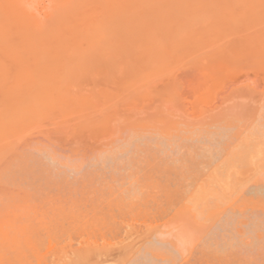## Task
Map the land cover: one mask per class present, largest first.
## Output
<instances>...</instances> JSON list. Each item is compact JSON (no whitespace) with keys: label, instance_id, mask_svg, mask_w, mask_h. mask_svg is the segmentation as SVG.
<instances>
[{"label":"rangeland","instance_id":"1","mask_svg":"<svg viewBox=\"0 0 264 264\" xmlns=\"http://www.w3.org/2000/svg\"><path fill=\"white\" fill-rule=\"evenodd\" d=\"M17 1L3 0L0 3L2 8L3 5L9 4L8 7H5L6 9H3L4 11L11 7L12 11L8 10L6 12H9L8 15L13 11L14 16L22 12L26 14L25 16L23 14V16L24 20L27 21L18 20V15H16L17 19L14 17L11 19L8 16L10 18L8 24L7 20L9 18L6 17L5 11V15L4 13L3 15L0 14L1 23H3V26L0 25L2 26L1 32H3L5 25L12 26L15 24L16 27H10V30H7L10 33L4 31L1 35L4 36L5 33L6 40L4 38L3 42H0V49L2 50L0 52L1 54L4 53L2 54L3 57L5 56L3 58L0 55V69L8 71L6 74L5 71L0 70L3 73L5 72L4 74L0 73V85L4 86L3 84H5L4 87L0 86L2 91H0V220L5 221L4 227L10 225L11 229L16 228L26 216H33L32 212L37 210L40 201L45 196L39 191V188L40 190L44 189V192L49 184L60 183V180L62 182L66 178L70 180L68 176L76 178L75 176L79 172H81L79 175L82 176L83 173L93 171L92 168L97 170L107 166L108 164H104L106 162L103 159L104 155L106 156L113 149L117 151L118 145L121 150V146L134 142L140 135L143 137L147 135L144 133H148L150 137H154V139L156 137L159 140L147 142L146 146L141 145L139 149L143 147V150L145 148L148 151L150 150L149 147L152 146L153 149L151 148L150 151L153 152L157 142L166 141L163 140L164 138L160 140L158 137L166 136V138L176 139L177 137L190 135L188 131H191L193 136L194 134L204 136L205 132L207 136L210 133L213 135V132L219 133V135L225 133L232 136L245 129H249L251 132L264 121V0ZM31 13L38 14L35 18L36 23L33 21L34 19L30 18ZM18 17L19 19L23 18ZM27 18L30 19L27 20ZM26 24L31 25V29L28 27V30L25 26L29 32L25 34H30L29 36L32 37L30 38L35 46L29 41L32 45L30 46L27 41L28 46L25 44L26 41L22 39L23 50L27 52L20 49V34L18 35L23 30L22 35L24 34L26 28H23V26ZM11 28L17 31L20 29V32L13 30V34ZM23 36L21 38L25 37ZM7 38L8 44L5 42L3 45ZM10 38L16 40L11 41ZM24 44L28 48L24 47ZM5 45H7L6 47L12 46L13 49L9 48L11 50L7 52L8 49ZM4 47L7 49L6 52L3 51L5 50ZM29 47H37L35 49L37 55L32 54L31 50L29 52ZM20 50L26 53L28 59L23 58L24 56L21 55ZM15 51L22 56L17 57L20 58L18 60L22 62L24 59L23 63L27 61L25 65H29V68H27L28 66H22L21 63H18V65L12 63L13 66L16 65L12 67L13 58L11 55H9V62L5 59L7 53L12 52L13 55ZM23 52L22 54H24ZM44 52H46V55ZM27 53H31L32 56H27ZM43 55L48 56L50 61H53L54 67H52L48 57L43 59ZM16 60L14 61L18 62ZM34 60H36L35 63L41 64L38 67V69L41 67V72L45 64L46 67H49L45 73V83L42 81L38 87L42 88V85L43 87H50L53 92L50 91V94L52 93L51 96L54 94L52 97L55 100L52 98V101L49 98L44 101L40 99L41 95L43 97L44 94L37 92V94L39 93L38 100H41L42 103L44 101L43 104L40 103L37 100L36 90L33 92L37 85L34 86L33 84L34 88H32L30 84L31 86H26V90L30 87L28 90L34 93L36 97L33 98L34 95H32L31 98V92L29 97L32 103L38 101V104L35 103V107L29 108L32 106V104L27 105L30 99L28 97L29 93L26 95L24 93L26 90H24L23 93L26 95L24 97L25 95L23 96L21 89L18 87L21 94H15L17 89L14 90L15 84L13 83H16V81L12 76V72L13 70L19 72L18 69L28 72L27 70L31 71V66L34 71V68L38 66L35 65ZM2 61H4V65H1ZM43 62H45L44 65H42ZM23 67L25 68L21 70ZM50 69L53 75L47 76L51 73ZM9 74L11 75L9 76ZM54 76L55 78H52ZM19 80L21 81V79L18 78V85L20 84L23 88L24 83ZM46 81L50 82L51 85L48 82L46 85ZM42 90L44 92L46 89L42 88ZM5 92H7V95ZM8 93L10 94L8 95ZM10 95L13 96L12 100L9 98ZM17 95L19 97L23 96L24 100H27L28 103L26 102L25 108L20 103V101H25H18L15 98ZM45 96L47 95L45 94ZM13 98L16 101L17 109L20 106V110L24 108L25 112L22 114L24 117L19 115L21 118H25L24 121L18 115L16 116V113H13L14 111L18 112L13 107L15 104ZM5 100L8 101V103L6 102L8 105ZM48 100L51 101V104L47 102ZM12 103L14 104L12 105ZM49 104L51 105L50 108L47 106ZM10 107L14 109L12 113H9L12 110L8 109ZM30 109H34V116L31 115ZM35 117L37 120L34 119ZM18 120L21 122L19 121V123ZM13 124L17 125L18 129ZM208 132L210 133L208 134ZM134 133L139 135L136 136ZM243 133L245 132L242 131V135H244ZM131 139L133 140L130 141ZM133 145H137V142ZM35 149L40 150L36 152ZM46 150L49 153H46ZM150 151L148 152L151 154ZM181 151H184V149ZM40 152L48 155V158L49 156L52 157L56 166L51 164L50 167L47 156H42L43 154H40ZM148 152L142 154L141 149L139 151L140 155L136 153L138 156H135V159L132 156L133 162H136L137 168L140 167L141 170L136 169V163L133 169L139 171L140 175L148 169L155 170L158 165L160 166V163L158 164L159 158H156L155 155L156 159L154 160V157L151 156L156 152V149L151 155ZM100 157L104 160L103 162H101ZM137 157L141 158L144 163ZM124 161L126 160L124 159ZM63 167L65 168L63 169ZM143 169L144 171H142ZM49 171L52 174L51 176ZM153 172L150 174L156 175L158 171ZM261 173L263 174L259 177ZM247 174H249V171ZM157 175H159V177L156 176L157 179L152 177V182L155 183L158 180L160 181L158 185H163L164 193L162 194L167 198L164 197V199L160 193L159 199H157L161 201L162 206L167 202L164 205L167 208L163 206L167 209V213L170 214L171 210L174 207L176 208L174 205L182 204L179 206L185 207L186 209H183L185 211L190 205L189 209L191 207L192 209L185 212L188 213L189 216H187H195L194 218H198V221L203 223L206 218L208 220L210 214L215 212V206L218 205L216 199H219V197L215 196V199L214 196H203L208 202V205H206L207 202L205 201V203L204 199L198 198L202 197L201 194H199L200 196L190 194L191 190L195 189L196 184L188 185L193 179L187 177L188 175H185L187 177V179H184L185 181L183 180L184 177L180 182L177 181L180 184H176L177 179L174 182L171 175L172 178L170 177V179L174 182V188L170 185L173 184L172 181H169L170 184L168 185L174 190L175 187L181 189V187L186 186L187 191H185L186 189L179 191V189L178 192L180 193L177 192L178 199L172 200L171 198L172 204L169 203L170 198L168 199V197L171 195L167 194V186L166 188L164 186L167 184H161L165 179L161 178L160 173ZM257 178L259 180L264 178L263 169L254 180L259 181ZM42 180L45 182L43 183ZM254 180L252 181L255 182ZM248 181L247 179L246 183ZM182 182L183 185H181ZM259 182L257 186L259 184V187H263L264 179ZM250 183L248 186L246 185L247 188L252 186ZM262 189L264 190V187ZM188 190H190V193L187 194ZM193 197H196L197 200H193ZM238 197L235 198L238 199ZM250 197L255 200V204L252 202L253 199L252 201L250 199L249 202ZM160 198H163L164 202ZM229 198L224 208L229 206L231 201L234 200L232 203L236 201L233 196ZM255 198L249 194L246 201L245 198L243 199L244 203L239 201L241 206L248 203L247 207L249 209L246 206V209L243 208L244 206H238L240 209L243 208V211L245 209V212L252 210L264 214V200L261 201L258 197ZM208 199H211L212 204ZM224 199L223 202L221 199L219 201L224 203L226 201ZM201 201L206 205V208ZM256 201L261 203H256ZM221 202L218 207L222 208H217L220 211L223 209ZM211 205H214L213 208H215H210ZM253 206H255L254 209H252ZM200 207H203L201 212ZM169 210L170 212H168ZM203 210H207L209 213L205 211L206 214H203ZM196 211L200 214H194ZM183 213L184 211H182L183 216H175L173 213L171 216L167 214L165 219L162 218L163 220L157 222L160 232L158 235L161 236L162 234L167 237L166 233L168 234L179 227L183 223V217L186 216ZM173 239L175 240L173 241L174 245L177 242L176 249L182 255H186L189 249L192 251L198 243L191 236H187L186 239L185 236H178V238ZM187 239L192 240V244ZM191 246H193L192 249ZM76 247L77 244H72V248ZM47 252L48 254L51 253L49 250ZM49 256L51 257V255Z\"/></svg>","mask_w":264,"mask_h":264},{"label":"bare ground","instance_id":"2","mask_svg":"<svg viewBox=\"0 0 264 264\" xmlns=\"http://www.w3.org/2000/svg\"><path fill=\"white\" fill-rule=\"evenodd\" d=\"M1 1L0 3H2ZM4 3L6 4V2ZM18 4L16 5V7L18 6ZM7 5L9 4L7 3L6 5H3L4 6L3 8L1 7L2 5L0 6L1 15H3L4 11L6 13L8 10H11V7H9L10 9L7 8V10L3 11V9H6L5 7H8ZM8 13H6L7 15L6 17L10 16L11 19L14 17L15 19L18 18V20L27 22L26 20H24V16L26 14L22 12L20 13L22 15L16 14L20 16V18L23 17L21 19H19L18 16L16 18V15L14 16L15 14L14 11L12 12L13 14L10 12V15H8ZM31 14L32 15H30V18L32 20L34 19L33 21L35 22L36 21L35 18H37L38 14L37 15L36 14L34 15V13H31ZM11 15L13 16L11 17ZM32 16H35V17H32ZM10 18L7 20L8 24L10 22L9 21ZM29 19L27 18V20ZM0 25L3 26V23H1V19H0ZM2 26H0V35L1 34L3 35L4 31L10 30V27L12 26L15 27V24L12 26L5 25L6 29L4 28L3 32H1ZM25 26L28 28L31 25L28 26L26 24L23 26V28H26ZM27 28L23 34L25 37L22 35V32L24 31L23 29L21 33H18V35L20 34L19 35L20 38L22 36L25 38V39L19 38V44H20L21 50L24 49L22 47V43H23L22 39L23 41L24 40L26 41L25 44L28 45V42L31 41L32 45L34 46V43L31 39L32 37L29 36L30 34H25L26 32L29 33L28 32L29 28L28 30ZM13 30H16V29H12L11 30L12 33L14 32ZM15 32H20V29L19 31L16 30ZM2 35L0 36L1 37L0 40H2L0 42H3V39L6 37L5 33H4V36ZM32 36L34 37L35 35H32ZM14 39H12L11 41H13ZM4 40H6V38ZM5 42L6 44H8L7 43L8 38H7V41H4L3 45L5 44ZM27 45H25L24 47L28 48L29 45L28 46ZM32 45L30 44V46ZM6 46L7 45H5V47ZM5 47H4L5 50H3L4 52H6L7 49H8L7 52L10 51L11 49L9 48H12V46L6 47L7 49ZM34 47H29L28 51L30 52L31 50L32 54L37 55L36 50H35L37 49V47L36 48ZM21 50H20V53L22 56H24L23 58L28 59L26 58V53H25L27 51L23 50L25 51L23 52ZM0 51L2 50L0 49ZM22 52L25 55L22 54ZM9 53H7L8 56L6 55L5 59L8 60L9 62L10 60L9 55L12 56L13 61L12 62L10 61L12 67L18 65V63H21L22 66L23 65L26 66L25 64H27V61L23 63L24 62L23 58H22L23 59L22 62L19 61L20 58H17V57H22L20 53H17L15 51L14 53H17V54L13 53V55H15L14 57L11 54L12 52H9ZM28 53H27V56L31 57L32 54L31 53L28 54ZM44 53L46 55V52ZM2 54L0 52V55L3 57ZM45 55H43L44 56L43 59L49 56L48 54H47L48 56H45ZM3 58L2 60H4ZM14 60L18 62H15ZM48 60L50 61L49 57H48ZM35 61L36 60H34V63ZM50 62L52 63V67H54L53 61L51 60ZM50 62L49 64L51 65ZM2 63L1 65H4V61H2ZM12 63L16 65L13 66ZM30 63L32 64L31 61ZM44 64L45 62H43L42 65ZM35 65H38V66H36L37 68L36 67L34 68V71L32 69V66L30 68L31 71L25 69L28 72L23 70L25 67L21 69L24 72L20 71L19 69H18L19 72H17V70L16 71L13 70V72L11 71L13 73L12 76L15 78V81L17 83V85L16 83H13L15 84V86H17V87L14 86V90L15 88L17 89L15 90L16 91L15 94L17 93L19 94L22 91L21 93L23 94V96L25 95L24 93H26V95L29 93L28 94V97H29V95L32 92L28 90L30 89V87H28V89L26 90V86L31 84L32 86L31 85L30 86L32 88H34V86L37 85L35 86L36 89L35 88L33 89L34 90L33 92H35L36 90L35 92L36 94L37 92L39 93L42 92L41 94L47 95L45 96L46 98L44 97V95L43 97L41 95L42 98L40 97V99L46 101L47 99L50 98L51 100L53 98L52 96L54 95L53 94L51 96V94L53 93L52 89H50V87L48 86H44L46 87L44 88L42 85V88L44 90L46 89L43 92L42 88L38 87L42 81L43 83H45V80H46L45 73L47 72L46 70H48L49 67H46V64H45L41 72V67L39 68L40 70L38 69V67L41 64L35 63ZM27 66L26 67L29 68V65ZM51 69H50V72L54 70V69L52 70ZM1 71H5V70H1ZM1 71L0 73H3ZM5 72L7 74L8 71H5ZM10 75L11 74H9V76ZM49 75L52 76L53 73L51 72L47 76ZM18 78L21 79V81L19 80L21 83L22 82L24 83L23 88H21L20 84L18 85V81H17ZM52 78H55V76ZM47 82L48 81H46V85L48 83L51 85L50 82L48 83ZM3 85L5 86V84ZM18 87L21 89V91ZM54 88L53 90H55ZM4 90H7V89H4ZM50 91L52 92L51 94H50ZM7 92H5L6 95H7ZM9 94L10 93H8V95ZM38 94L36 95L37 100L39 97ZM26 95L24 97H26ZM32 95H34V93L30 95L31 98H32ZM49 95L50 97H48ZM17 96H15V98H17L18 101L25 99L23 98V96H20L23 99H21L19 95ZM36 96L34 95L33 98ZM12 97L11 95L9 96L10 100H12L11 99ZM31 98L28 101L29 103L31 102L30 104L27 102V100H24L25 102L20 101V103L22 104L21 106L25 108L26 102H27L28 106L32 104V106H30L29 108L35 107V103H37L39 100L38 101L33 100L34 103H32ZM13 101H14V98H13ZM6 102L8 103V101L5 100V103ZM14 102L15 104L12 103V105L14 104L15 105V106L13 105L14 109H17L16 101ZM22 102L25 103V105H23ZM39 102L42 103L41 100ZM47 102L50 103L51 101L48 100ZM50 104L47 106L51 107ZM52 105H53V102H52ZM21 106L18 107L17 109L18 112H15L13 107L8 108L9 110L12 109L9 113H12V111H14L13 113L14 114L16 113V116L17 115L21 116L25 112L23 110L24 108L21 109L22 111L20 110ZM4 107L2 108L5 110ZM30 110L32 111V112L30 111V113H32L31 115H33L34 109H30ZM34 112L36 114V110ZM40 113L41 112L39 111V114ZM23 117L22 118L20 117V118L23 119ZM7 118H8V115H7ZM34 119L37 120L36 117ZM24 120L25 118L23 119V121ZM19 121L20 120H18V122ZM14 126L17 127L18 129L17 125H14ZM242 131L245 132L243 133L244 135H242ZM242 131L240 132L238 131L239 133L237 132L236 134H233L232 136L231 135L229 136L228 134L226 135L225 133L224 134L221 133V135H219V133H215V132H213L214 133L213 135H211V133L208 132V134L210 133L209 134L210 136L209 135L207 136L206 132H205V135L203 134L204 136H200L201 134L199 135L194 134L193 136L191 135L192 132L188 131V133L190 132V135L188 134L186 137L181 136V137H177L176 139L167 137L169 140L166 138V136L158 137L160 138V140L164 138L163 140H166V141L157 142L156 146H154V148L156 149V152H154L155 149L153 150L154 153L150 151L152 148V146L150 145L151 147H149L150 150L148 151H150L151 154L153 153V155H151L148 151H146L145 148L143 150V147H141L140 149L139 147L141 145L146 146L147 142H154V140L156 141L159 139H157L156 137L154 139V137H150L148 133H144V134H147L148 136L145 135L147 137L145 136L143 137L140 135L139 137L136 138L134 142L127 143V144L124 143L125 145L121 146V150L119 149L118 147L119 145H118L117 151L116 149H113L115 151L109 150L111 151V152L108 151L109 153H107L106 151L107 154L106 156L104 155L103 159H105L106 161L104 162V164L105 165L108 164L107 165L108 167L107 166L102 167L100 165V167L102 168L99 167L100 169H97V170H94V168L91 167L93 171L88 170L90 172H86V174L83 173L84 175L82 174V176L79 175V173L81 172L79 173L76 172L79 176L77 174H75L77 176L74 175L76 178H74L73 176L72 177L68 176L70 180L67 178L64 179L65 176L63 175L64 180L62 182L60 180V183L57 182V184H54V185L49 184V186L51 187H49L48 185L46 186L47 188L45 187L47 189V193H46V189L44 191L46 194L43 192L44 189L40 190L39 188V191L45 195L43 199L40 198L42 199V201H40L39 207L37 208L36 211H33L34 209L32 210L33 216H26V218L23 217L25 219H23L19 223V225L16 226V228L11 229L10 225H7L4 227L5 221H2V219L0 220V264H264V214L259 213V212L257 213L256 211L254 212L252 210L251 211L247 210L245 212V209H246L245 206L247 207L248 203L245 204V206L244 204H242L244 207L240 205L241 203H244L246 201V197L249 194L251 196H254V198L258 197L259 199H261V201L264 200V190L262 189L264 186L259 187V184L257 186V183L259 181L261 182V179H264V178H260V180L257 178L259 181L254 180V178L257 177L259 172H261L262 169L264 170V121L262 124L260 123L258 127L256 126L255 130L254 129L251 130V132L249 131V129L248 130L245 129ZM134 134H136V136L139 135L137 133H134ZM130 138L132 137L130 136ZM133 138L135 139V137ZM132 140L133 139H131L130 141ZM148 140H151V141H148ZM136 142H137V145H133ZM121 144L123 145V143ZM141 149L143 152L142 154L144 153L147 154L148 152L152 157H154L153 158L154 160L156 158H159V161L158 159L157 161H158V164L160 163V166H161L160 167L158 165L160 168L157 166L155 170L148 169V171H145L143 173L141 172L142 176L138 173L139 171L137 172L135 169H133L134 164L136 163V162H133V160L136 158L135 156L140 155L139 151H141ZM183 149L184 151H181ZM37 150H40V149H37ZM41 153L42 152H40V154ZM46 153H49V152L47 151ZM136 153L138 155H136ZM42 154H43L42 156L46 155L44 153ZM155 155H156V158H155ZM46 156H47L48 163L50 162L49 166L51 167V164L56 166V164H54L55 163L54 159L50 156L48 158V155ZM132 156H134V159H132ZM124 159L126 161H124ZM138 159H141V158H138ZM103 161L104 160H102L101 162ZM152 164L154 165V163ZM64 168L65 167H63V169ZM136 169H138L137 163H136ZM138 170H141V168L139 167ZM152 170L154 172L158 171L157 174L160 173L161 178L166 180V181L162 180L163 182H161V184L162 183L167 184L164 186L165 188L167 186V192H168L167 194L171 195L168 197V199L170 198L169 203H171V198L172 200L173 199L176 200L175 198L178 199L177 192L180 189V187L179 189L175 187V190L177 189L176 191L173 189L175 180L177 179L176 184H178L183 177H184L183 180L189 177L193 179H191L192 181H190V183L188 182L189 183L188 185L190 184L191 185L196 184V185L194 186L195 189H193L194 188L193 187L192 188L193 190H191V193L189 192L190 190H188L187 194L188 193L193 194V195L197 194V196H200L199 194H201L202 197L205 195H206L205 197L207 196H211V197L218 196L219 197V199H216L215 197V199L218 201V205L215 206L216 208L214 207L216 209L215 212L213 213L210 212L212 214H210V216L208 217V220L206 218L203 223L199 222L198 218H194L195 216L192 217V215H190V217H188L189 216L188 213H185L189 209L190 205L188 206V209L186 211L183 210L185 207L181 206L182 207L181 209V207L179 206L182 204H179V205L177 204L179 207L177 205H174L176 206V208L174 207L173 210H171L170 214L167 213L166 211L167 209L163 208V206L167 202L162 206L161 201L158 200L159 194L161 193V196H162L163 195L162 193H164L163 185L159 184L160 185L159 186L158 183H160V181L158 180H156L157 182L155 183L152 182L153 178L157 179L156 176L159 177V175L157 174L151 175L150 173L153 172ZM142 171H144V169ZM248 171H249V174H247ZM251 173L252 175L253 174L254 175L252 176ZM163 174H164V177H163ZM255 174L257 175L255 176ZM262 174L263 173H261L259 177H261ZM49 175L51 176L52 174L50 173ZM171 175L173 178L171 177ZM185 175H188V176L186 177ZM170 177L174 179V182L172 181V179H170ZM251 177L253 178L252 180H254L255 182L251 180ZM179 178L180 180H178ZM246 178L255 184H251L249 181L248 183H246L247 181ZM169 181H172L173 184H170ZM177 181L179 182L177 183ZM249 183L252 186L247 188L246 185L248 186ZM168 184L173 186V188L170 187V185ZM181 185H183V182L181 183ZM169 187H170V191L168 190ZM182 189L185 190L186 186L181 187L179 191H182ZM171 190L175 192L173 191L171 192ZM185 191H187V189ZM179 193L180 192H178V194ZM245 193L246 195L247 194L248 195L246 196ZM185 196H186V192H185ZM232 196L234 197V199H236L238 196L239 197L238 199H236L234 203H232L234 201L233 200L231 201L232 204L230 203L229 206H226L227 208L226 207L224 208V205H227L226 202L229 201L230 199L229 197H232ZM164 197L165 195H163V198ZM202 197H198V198H201L202 200L204 199V202H205L206 198L205 197L202 198ZM260 197H263V198H260ZM163 198L162 199L160 198L161 200H163L162 202H164V199L167 197H165L164 199ZM222 198L226 199V201L224 202L226 204L222 203L223 202ZM191 199H192V196H191ZM194 199L197 200L196 197H193V200ZM220 199L222 200V202L219 201ZM243 199L245 201H243ZM250 199L251 197L249 198V202H250ZM192 201H189V202H192ZM239 201H243V202L240 203ZM258 201H256V203ZM210 202H211L210 204H212V201ZM220 202L223 205V209H221V211L217 210V208L218 209L222 208V207L220 208L218 207ZM252 202L254 203L255 200L253 199ZM215 203L217 204V202ZM202 204L204 203L202 202ZM206 205H208V202ZM206 205H205V208H206ZM238 205L240 207L245 208L244 211L242 210L243 208L240 209ZM213 206L211 205L209 207L213 208ZM196 207L198 206L196 205ZM203 207H200V212L202 210L201 208ZM254 207L255 206H253L252 209H254ZM190 209H192V207ZM247 209L249 208L247 207ZM181 210L184 211L183 213L184 215L185 214L186 216L188 215L187 217L186 216L183 217V223L179 227L175 228L173 231H170L168 234L166 233L167 237L162 234L161 236L158 235V233L160 232L158 230L157 222L163 220L162 218L165 219L167 214L171 216L173 213V215L175 216H178V215L183 216ZM207 210H203L204 211L203 214H206L205 211L207 212ZM168 212H170V210ZM194 214H200V213L196 211V213ZM206 222L208 223L205 224ZM178 236L179 237L185 236V239L187 238V236L189 237L191 236L192 238H195V240H197L198 243L195 246V248H193L192 251L189 249V251L187 250V253L189 252L188 254L186 253V255L185 254L182 255L180 251L176 249L177 242L175 243V245L173 243V241H175L173 238H178ZM187 240H190V239H187ZM191 242L192 240H190V243ZM72 244H77V247L72 248ZM193 246H191V249ZM48 250L49 252H51L50 254H48L47 252ZM49 255H51V257Z\"/></svg>","mask_w":264,"mask_h":264}]
</instances>
